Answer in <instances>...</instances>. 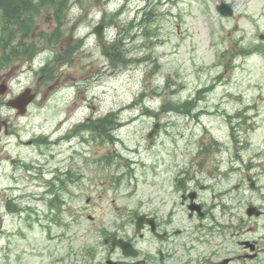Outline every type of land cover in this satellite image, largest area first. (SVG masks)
Returning a JSON list of instances; mask_svg holds the SVG:
<instances>
[{
	"label": "rangeland",
	"instance_id": "1",
	"mask_svg": "<svg viewBox=\"0 0 264 264\" xmlns=\"http://www.w3.org/2000/svg\"><path fill=\"white\" fill-rule=\"evenodd\" d=\"M151 1L152 22L142 35L140 29L125 31V27L143 0H69L59 43L48 45L43 40L42 48L46 49L27 71L23 65L11 64L12 73L21 76L15 82V90L31 82L38 84L40 91L24 116H12L10 109L4 110L15 117V136L4 139L0 156L8 153L16 159L14 163L5 161L0 186H13L9 195L19 212L5 213L0 207V264H106L108 246L103 243L104 234L131 236L134 229L128 220L134 212L142 211L155 215L161 228L169 232L163 241L145 231L142 237L134 238L140 248L137 260L146 259V264H195L211 251L217 252L213 259H219L226 249L238 251L240 246L235 240L264 235V216L247 217L244 212L248 202L264 207V57L254 51L240 54L234 58L232 69L225 68L222 60L216 63L217 53L224 46L221 37L230 36L238 40L237 45L251 46L260 32L264 34V0H226L241 15L237 29L232 20L219 16L213 0ZM120 7V15L106 26V37L114 44H122L132 61L113 65L108 56L100 53L91 30L103 13L112 14ZM50 12L43 9L36 20L33 36L38 44L39 37L44 36L40 32L49 33L55 26ZM77 40L81 44L68 61H59L58 65L52 62L58 82L46 89L43 76L35 72L57 51ZM220 72L214 89L197 104L206 112L198 119L161 110L163 103L172 99L167 92L170 85L180 88L177 97L183 99L190 96L193 87L209 83ZM70 83L74 87H65ZM81 99L84 102L78 106ZM129 104L131 108H124ZM89 109L95 112L94 116L117 112L121 126L113 132L114 142L81 145L71 138L79 155H69L64 142L38 147L18 141L46 133L56 138L73 122L83 121ZM236 112L245 118L228 119ZM154 123H158V128L147 138ZM250 123L253 129L248 127ZM232 127L239 145L244 144L242 150L233 149L229 139ZM210 135L220 148L210 152L208 159L219 160L224 173L229 166L238 170L217 182L204 172L203 177H198L197 183L207 186L200 190L202 202L210 206L220 200L227 202L229 197L232 208V214L215 210L217 225L208 233L203 227H195L201 222H214L210 217H188L179 193L171 190L170 179L175 172L179 177L185 176L189 160L197 158V142H207ZM114 152L120 156L114 157L110 166L96 163ZM19 161L40 170L27 171ZM55 169L59 170V186L60 179L69 177L66 171L74 174L73 180L62 184L56 194L46 195L45 180ZM207 169L205 166L204 171ZM246 174L257 175L258 189H248ZM235 183L238 188L229 190ZM33 193L59 198V204L51 212L44 200L22 198ZM176 229L182 233L171 235ZM198 231L201 232L197 235ZM158 246L169 253L162 263L156 255ZM186 246L192 248L185 252ZM119 256L114 251L111 259ZM189 257L192 262L188 263Z\"/></svg>",
	"mask_w": 264,
	"mask_h": 264
},
{
	"label": "trees",
	"instance_id": "2",
	"mask_svg": "<svg viewBox=\"0 0 264 264\" xmlns=\"http://www.w3.org/2000/svg\"><path fill=\"white\" fill-rule=\"evenodd\" d=\"M48 1L52 0H0V25L6 35H0V48L8 47L13 34L19 33L21 37L27 36L32 27L34 16L43 6V3ZM55 1L62 3L63 0ZM97 122L96 128H98Z\"/></svg>",
	"mask_w": 264,
	"mask_h": 264
},
{
	"label": "flooded vegetation",
	"instance_id": "3",
	"mask_svg": "<svg viewBox=\"0 0 264 264\" xmlns=\"http://www.w3.org/2000/svg\"><path fill=\"white\" fill-rule=\"evenodd\" d=\"M0 165H1V159H0ZM179 183L180 184H182L181 185V193H180V204H182L183 206H185V207H187L188 205H189V203H190V200H189V198L186 196V194H188V192L189 193H191V192H194V200H195V202H198L200 205H201V207L204 209V212H205V206L201 203V200L199 199V194H198V192L196 191H189L190 189H188L187 191H185V192H183V189H185L186 188V186H185V184H183V182L182 181H180L179 180ZM198 185L197 184H191V185H189V188H192V189H195V187H197ZM201 188H203V186L201 185L200 186ZM186 196V198H185V196ZM206 213V212H205ZM194 214V213H193ZM253 240V239H252ZM256 244H255V251H254V254H258L259 252H261V251H263L264 250V248L262 247V246H260L258 243H257V241H254ZM160 250H158V252H159ZM207 257V256H206ZM206 257H204V260H206ZM241 257V255L239 254V255H235V256H233L232 257V260L230 261V262H228L227 264H229V263H231L233 260H235V259H239ZM256 258H257V256L256 257H254V258H252V259H245V258H242L241 259V262L242 263H246L247 261H254V260H256ZM188 262H192V259L189 257V259L187 260ZM210 261V264H215V262H216V264H219V262L220 261H213V260H209Z\"/></svg>",
	"mask_w": 264,
	"mask_h": 264
},
{
	"label": "water",
	"instance_id": "4",
	"mask_svg": "<svg viewBox=\"0 0 264 264\" xmlns=\"http://www.w3.org/2000/svg\"><path fill=\"white\" fill-rule=\"evenodd\" d=\"M98 40L102 46V51L104 53L107 52L108 48L103 44L101 33L98 34ZM256 48L258 50H260L262 53H264V43L259 44ZM252 212H253L252 209H249L247 211L248 214H251ZM255 213L257 214V212H255ZM142 222H143V216L138 217V219H137V231H139L140 227L142 226ZM146 222H148L151 225V230L154 231L153 220L151 218H149V219H146ZM117 242L124 249V253L131 254V255L137 254V252L129 244H126V243L122 242L121 240H118Z\"/></svg>",
	"mask_w": 264,
	"mask_h": 264
}]
</instances>
